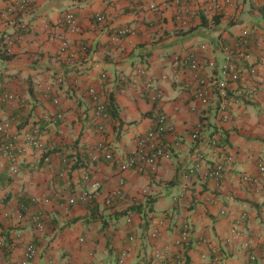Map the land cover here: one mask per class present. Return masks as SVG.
Wrapping results in <instances>:
<instances>
[{
	"label": "crops",
	"instance_id": "obj_1",
	"mask_svg": "<svg viewBox=\"0 0 264 264\" xmlns=\"http://www.w3.org/2000/svg\"><path fill=\"white\" fill-rule=\"evenodd\" d=\"M9 1L0 0V12ZM219 1L222 8L212 11L210 0H197L186 27L178 25L174 5L150 10L138 0H35L14 17H0V87L28 104L0 102V121L18 118L13 129L21 144L27 124L40 123L44 151L51 157L46 162L41 150L29 146L13 177L0 155V235L5 241L0 264H21L22 244L10 247L18 235L36 244L34 264H117L126 249L125 264H179L178 254L183 255L180 264H264V0ZM69 11L78 22L76 32L60 23ZM99 13L107 17L101 23L95 21ZM124 27L131 32L112 41ZM251 29L255 32L246 44L243 32ZM18 30L22 37L8 55L5 39ZM62 36L69 42L65 52L60 51ZM246 50L257 73L245 69V78L230 86L231 93L243 90V95L229 120H222L216 112L220 68L229 54L243 57ZM190 54L210 80L209 105L186 87L190 71L181 61ZM90 87L110 105L105 137L116 160L96 163L91 177L102 187L93 200L69 204V196L89 188L87 153L100 138ZM154 91L162 92L157 104L150 97ZM157 107L175 127V134L164 135L171 157L156 174L122 171L119 161L136 151ZM58 110L64 116L56 123L43 118ZM198 125L200 137L194 139ZM200 162L194 174L187 173ZM216 163L223 164V176L205 179ZM62 170H68L71 184ZM120 179L125 197L108 206L105 199ZM32 196L42 201L44 230L32 220ZM186 224L190 240L175 246ZM155 227L158 237L150 234ZM156 249L165 256L155 258Z\"/></svg>",
	"mask_w": 264,
	"mask_h": 264
},
{
	"label": "built area",
	"instance_id": "obj_2",
	"mask_svg": "<svg viewBox=\"0 0 264 264\" xmlns=\"http://www.w3.org/2000/svg\"><path fill=\"white\" fill-rule=\"evenodd\" d=\"M35 0H10L8 5L4 11L0 12V17L5 16L6 18H11L16 16L17 14L28 10ZM141 5L146 6L150 10H158L161 6H167L172 4L175 6V19L178 25L182 27L188 26L190 23V17L193 14L194 5L197 0H163L159 2L158 0H138ZM226 4H232L233 0H224ZM208 8L212 11H218L222 8V2L219 0H210ZM107 19L104 14H96L95 21L101 23ZM60 23L67 24V28L71 32L78 31V22L75 18L73 12H66L61 18ZM22 30L26 29L27 25L23 24L19 26ZM131 29L124 27L119 30L115 34H113L111 40L118 41L122 36L127 33H130ZM254 29L246 30L243 32L245 38V43L249 44L251 37L254 35ZM21 31H16L11 35H8L5 39V51L7 54H11L13 51V47L18 42V40L22 37ZM250 37V39H249ZM61 47L60 51L65 52L68 51L69 42L65 37L61 38ZM260 46H263L261 43H258ZM81 48L86 50L88 48V44L86 42H81ZM244 52L243 57L236 56L233 54H229L227 59L224 61L220 68V77L217 81V86L219 89V102L217 105V114H219L222 120H229L230 112L232 107L237 104L241 99L240 97L243 95V90H237L236 93H231L230 86L233 83H237L240 80H243L244 70L246 69L252 74L257 73V69L252 61L251 52ZM73 55V54H72ZM71 55V56H72ZM181 65L185 66L189 69L190 75L186 80V87L192 90L195 93L197 99L203 105H209L211 103L212 93L210 90V80L202 73L200 68V62L198 58L194 54H190L185 57L181 61ZM247 68H244V66ZM139 74H144L145 70L143 68L138 70ZM104 77L107 76L106 73L103 74ZM123 80L126 77L122 78ZM88 92L90 94V98L93 104V113H94V124L97 132L100 134V138L97 142L88 150V159L87 161L91 162L92 169L86 172L85 178L89 183V188L81 190L72 196H69L66 200L69 204H75L78 202H89L94 199L100 188L102 187V183L91 177V175L95 171V165L101 159L108 160L113 162L116 160V155L112 152L111 146L106 140V127L107 122L111 118V114L107 108L106 102H104L101 98V95L98 93L96 88L90 87L88 88ZM152 102L157 104L161 97L162 92L154 91L150 94ZM0 102H16L20 104L21 107H27L28 104L25 99L21 98L15 93L1 90L0 87ZM55 103H58V98L54 99ZM193 109H196L193 107ZM157 114L154 119L153 126L146 132L144 135L140 136L138 139V146L135 152L127 156L124 160L119 161V168L122 171L126 170H136L139 172H150L156 174L161 162L164 159L170 158L172 155V151L169 148V145L164 141V135L166 133H174L175 127L169 122L168 115L159 107L156 108ZM63 113L58 110L55 113H46L43 115V118L47 122L56 123L61 118H63ZM18 122V118L16 116L10 117L8 119L0 121V155L3 156L10 163V174L11 176H15L20 171L21 162L23 161L24 156L26 155L27 148L29 146L36 147L41 150L40 157L44 159L46 162H49L51 157L44 151V143L41 140V125L40 123H36L35 121H30L27 126L24 128L22 133V138L24 140V144L19 143V135L13 129L14 125ZM200 125L196 126L192 132V137L194 139H198L200 137L201 129ZM215 138L211 140L212 144H216ZM197 157L200 161H202L203 154L198 152ZM200 163H196L193 166L188 168V174H194L196 169L200 167ZM260 169L264 171V165L260 166ZM224 173V166L221 163H216L211 170L207 171L204 175V178H215L219 180ZM61 176H66L68 181L67 184H71V179L68 177V170H62L60 173ZM244 179H250L248 175L244 176ZM124 180L120 179L119 186L109 192V195L105 199V203L108 206L114 204L115 200L124 199L125 195L123 192ZM186 188L183 189L185 191ZM183 191L174 196V200H179L183 195ZM147 190L144 189L143 194H146ZM45 199V198H43ZM41 199L32 196L30 197V203L34 206V211L32 213V220L34 221L35 226L38 230H44L46 227L45 224V214L43 212L41 206ZM18 216L23 217L22 211L18 210ZM6 215H9L6 213ZM131 221V217L129 218ZM152 237H158L160 233V229L158 227L153 228L150 231ZM130 240H134V236L130 237ZM190 240V228L186 224L183 226L179 238L174 241V245L178 247H183ZM4 237L0 235V249L4 246ZM21 243L22 244V259L21 264H34V261L38 255V248L36 244L32 241H25L20 235L16 238H13L11 241L10 247L13 249ZM264 251V244H263ZM128 253V250H124L121 254V257L118 260L117 264H125V257ZM214 253H216V261H219L220 254L217 249H214ZM218 253V254H217ZM155 258H162L165 256V252L160 249H156L153 253ZM204 256V255H203ZM252 259H256L255 255H252ZM177 262L180 264L183 262V255H177Z\"/></svg>",
	"mask_w": 264,
	"mask_h": 264
},
{
	"label": "trees",
	"instance_id": "obj_3",
	"mask_svg": "<svg viewBox=\"0 0 264 264\" xmlns=\"http://www.w3.org/2000/svg\"><path fill=\"white\" fill-rule=\"evenodd\" d=\"M5 52H6V51H5ZM8 55H10V54H8ZM1 90H4V89H1ZM107 108H108V110H109V112H110V105L107 104Z\"/></svg>",
	"mask_w": 264,
	"mask_h": 264
}]
</instances>
